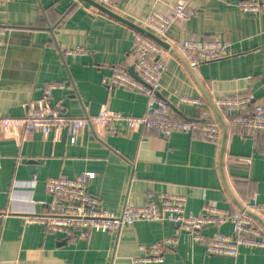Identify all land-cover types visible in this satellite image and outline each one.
I'll use <instances>...</instances> for the list:
<instances>
[{
	"label": "crops",
	"instance_id": "crops-1",
	"mask_svg": "<svg viewBox=\"0 0 264 264\" xmlns=\"http://www.w3.org/2000/svg\"><path fill=\"white\" fill-rule=\"evenodd\" d=\"M180 0H118L109 8L137 24L149 11H166ZM238 0H187L194 13L172 25L163 41L214 36L229 44L221 59L188 61L209 97L249 96L264 103V5L259 14L240 12ZM108 8V7H107ZM0 25L12 28L0 47V117L21 118L28 103L44 95L45 83H59L51 103L60 101L65 116L88 118L102 105L113 111L141 116L147 96L114 86L111 67L133 64L132 28L85 0H14L0 7ZM84 47L83 54H65ZM166 69L157 96L178 117L195 119L200 109L180 101L182 95L200 99L215 118L203 91L185 63L163 49ZM175 109H173L172 107ZM225 140L213 144L173 133L134 130L129 136L119 125L84 129L77 136L64 132H0V264H133L140 246L169 237L174 245L163 261L148 264H264V247H240L236 257L210 255L203 243L169 221H139L119 231L93 232L86 238L51 233L25 217L50 211L56 198L45 190L51 177H74L93 171L88 191L102 206L119 213L125 204L144 205L163 193L185 195L186 213L201 214L213 203L232 213L256 199L264 200V129L247 135L235 127L227 112L220 113ZM244 159H250L245 163ZM252 218L262 230L264 213ZM230 233L229 223L205 228Z\"/></svg>",
	"mask_w": 264,
	"mask_h": 264
},
{
	"label": "built area",
	"instance_id": "built-area-1",
	"mask_svg": "<svg viewBox=\"0 0 264 264\" xmlns=\"http://www.w3.org/2000/svg\"><path fill=\"white\" fill-rule=\"evenodd\" d=\"M14 0H0V7ZM114 8L118 0H94ZM264 0H238L236 8L240 12L259 14ZM194 13L187 0H180L166 11L152 9L144 19L137 22L139 27L152 32L160 39L167 37L168 29L185 21ZM12 28L0 25V47L5 46ZM133 57L131 65L137 77L127 68L113 65L109 75L112 85L123 89L138 91L147 96L146 109L141 116L113 111L102 105L98 113L88 118H70L64 115L60 101L51 103L54 89L59 83H45L41 99L27 104L21 118L0 117V132L18 131V133L64 132L70 136L79 135L84 129L92 131L109 129L116 132L115 126H123V134L129 136L134 130H154L167 138L173 133H187L207 142L217 144L221 139V125L203 107L200 99L182 95L180 101L200 109L195 119L178 117L168 104L157 96L161 87V78L166 69V59L161 56L163 48L143 33L132 30ZM193 63L221 59L229 54V44L217 36L211 38L189 37L177 40L174 48ZM84 47L76 46L64 51L65 54H83ZM218 111L227 112L232 124L251 135L264 129V103H255L249 96L235 98H216L213 100ZM249 163L250 159H244ZM95 176L93 171H83L74 177L58 176L45 181V190L56 198L50 211L42 215L25 217L27 224L39 223L51 233H60L64 237L76 235L86 238L93 232L119 231L123 227L139 221H169L179 223L178 228L188 232L195 243H203L207 254L236 257L240 247H264L262 230L255 221L243 212L232 213L213 203L205 204L201 214L186 213L187 198L176 193H163L155 200L144 205L125 204L119 213L102 206L98 197L88 191V181ZM264 213V200L253 201L246 207ZM229 223L231 232H213L207 236L202 231L211 226ZM175 239L169 237L148 246H140V255L133 257V264L159 263L163 261L166 248L174 245Z\"/></svg>",
	"mask_w": 264,
	"mask_h": 264
},
{
	"label": "water",
	"instance_id": "water-1",
	"mask_svg": "<svg viewBox=\"0 0 264 264\" xmlns=\"http://www.w3.org/2000/svg\"><path fill=\"white\" fill-rule=\"evenodd\" d=\"M87 1L88 3L98 7L100 10H102L103 12L109 14L110 16L126 23L128 26H130L133 30H137L141 33H143L144 35H146L147 37H149L150 39H152L154 42H156L158 45H160L163 49L169 51V52H172L174 53L177 57H179L184 63L185 65L188 67V69L190 70V72L192 73L193 77L195 78V80L197 81L199 87L201 88V90L203 91L206 99L208 100L209 104H210V107L211 109L213 110L214 114L216 115L217 119H218V122L220 123L221 125V146L225 140V136H226V126H225V123L223 122L222 118H221V115H220V112L218 111V109L216 108L215 104L213 103V100L209 97L207 91L204 89L202 83L199 81L196 73L194 72L193 68L191 67V65L189 64L188 60L183 57L180 53H178L175 49H173L172 47H170L169 45H167L162 39H160L159 37H157L156 35H154L152 32L150 31H147L141 27H139L138 25L122 18L121 16L117 15L115 12L111 11L109 8L95 2L94 0H85ZM129 73L134 76V77H137L135 72L133 71V67L131 66L129 69H128ZM172 107V106H171ZM173 109H175L174 107H172ZM175 111H177L175 109ZM241 212H243L244 214L248 215L249 217L251 218H254V219H259L257 217V215L254 214L253 211L249 210L248 208L244 207V208H241ZM170 223H173L175 225V227H178L179 226V223H174V222H170Z\"/></svg>",
	"mask_w": 264,
	"mask_h": 264
}]
</instances>
